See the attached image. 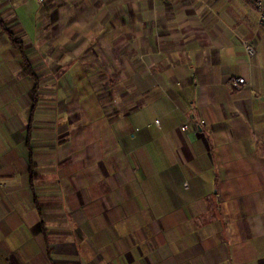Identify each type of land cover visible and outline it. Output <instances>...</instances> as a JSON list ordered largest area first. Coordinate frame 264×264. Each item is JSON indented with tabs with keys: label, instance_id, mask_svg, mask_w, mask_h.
<instances>
[{
	"label": "crops",
	"instance_id": "obj_1",
	"mask_svg": "<svg viewBox=\"0 0 264 264\" xmlns=\"http://www.w3.org/2000/svg\"><path fill=\"white\" fill-rule=\"evenodd\" d=\"M140 2L97 6L91 25L66 22L58 56L90 52L132 83L123 107L137 110L108 117L101 140L120 162L109 166L112 173L126 172L121 155L130 152L122 148L135 143L132 171L139 172L140 192L127 191V207L110 206L103 223L104 198L91 190L92 175L72 152L51 150L65 124H56V136L39 131L35 152L29 146L0 152V264H264V22L258 24L253 0H156L152 10ZM0 3L3 17L14 15L20 24L10 1ZM21 27L33 49L35 37ZM244 39L253 45L250 57ZM232 75L247 84L231 89L226 79ZM72 175L80 181L76 207L66 210L70 197L61 183ZM183 176L190 184H179ZM126 178L122 187L132 182ZM133 199L154 205L150 216L162 224L139 233ZM164 203L177 207L163 215ZM186 203L195 204L196 213L208 209L207 238L190 239ZM244 218L250 237L240 224ZM117 224L120 231H109Z\"/></svg>",
	"mask_w": 264,
	"mask_h": 264
},
{
	"label": "rangeland",
	"instance_id": "obj_2",
	"mask_svg": "<svg viewBox=\"0 0 264 264\" xmlns=\"http://www.w3.org/2000/svg\"><path fill=\"white\" fill-rule=\"evenodd\" d=\"M9 1L10 9L15 8L19 22L26 31V36L33 39L35 37L33 49L38 59L32 66L35 67L36 73L43 74V79L38 82L40 87L42 84L46 85L41 90L43 95L38 94L39 91L37 92L36 107L38 105L44 106L48 109L49 114H45L43 117L39 114L40 110L35 108L32 110L33 120H30L29 127L27 126L31 105L29 90L33 80L28 76L17 74L16 52L8 44L6 38L0 34V152L5 149L16 151V153L19 149L26 152L28 146L35 152L39 149V145L33 139L34 136L39 134V131L48 135L54 133L56 136V124L64 123L66 129L60 131V135L55 137V143L51 150L58 154L72 152L74 154L72 160H77L78 163L86 167L84 170L86 175H92L91 190L94 192L97 190L98 194L104 198H101L104 202L100 215L103 223L107 224L105 213L109 207L116 206L123 210L127 207L124 203L125 193L129 190L133 193H139L141 189L136 181L139 172L132 171L135 169V163L131 161V156L137 152V150L132 149L135 143L122 148L124 152H130L126 153V158L121 155V163L126 172L119 169L116 173H112L109 166H118L120 162L112 156L113 148L106 146V143L104 144L101 140L103 132L108 131L109 119L107 114L113 118L119 111L126 110L125 114H128L137 110H127L128 107H123V102L125 103L129 99L130 93L133 94V86L129 81H125L122 75H118V73L113 75L115 72L111 62L92 59L90 52L76 54L68 60L60 59L58 57L62 37L60 28L66 22L91 25V22L95 20L91 11L97 6L106 8L111 5L134 3V1L139 3L141 1L140 3L143 5L148 2L152 10L155 8L156 0L147 2L144 0ZM87 39L88 37H85L84 42ZM117 84H119L118 87ZM112 88L116 89L108 95L109 90L107 89ZM73 116L74 119H72ZM28 128L29 134L27 135L26 130ZM46 147L49 146L46 145ZM80 150L82 151L80 152ZM170 169L172 167L169 168V171H171ZM240 174L242 180L251 179L246 173ZM172 175L173 173H171ZM107 176L109 177L107 178ZM125 176L132 182H129L128 186L122 187V180L125 179ZM181 180L190 184V179L186 176L180 178L179 184ZM78 182L80 183L77 175H72L61 183L63 194H68L70 197L69 204L64 205L66 210L76 207L73 192L79 187ZM156 190L163 194L162 189ZM165 191L167 192V190ZM111 195L117 199H112ZM132 201L130 206L136 211L135 216L139 217H136L137 220L133 218L131 223L135 224V220L137 221L136 228H138L139 233L144 235L146 229L150 231V229H155L162 224L163 221L150 216V212L154 210V205L145 204L138 199ZM194 205L191 203L182 205L186 211L192 212L190 217L186 218L191 230L190 239L207 238L205 236L207 230H211L208 209L196 213L194 212ZM176 207V203L160 205L164 212L163 215L168 214L171 208ZM126 222L129 221L126 220ZM240 224L245 236L250 237L252 234L250 221L244 218L241 219ZM121 228L123 226L117 224L114 229H109V231L114 230L116 232V230L120 231ZM216 237L219 238L220 234L218 233ZM222 237L227 240L226 236L223 235Z\"/></svg>",
	"mask_w": 264,
	"mask_h": 264
},
{
	"label": "trees",
	"instance_id": "obj_3",
	"mask_svg": "<svg viewBox=\"0 0 264 264\" xmlns=\"http://www.w3.org/2000/svg\"><path fill=\"white\" fill-rule=\"evenodd\" d=\"M2 5L3 4L0 3V8ZM6 11L4 10V14ZM0 31L1 34L7 39L9 45L16 51L17 65H18L17 74H20L22 76H28L33 80V84L29 90L31 105L29 111L30 113L28 116V124H27L28 126L29 121L32 119V112H33L32 110L35 109L38 100L37 92L39 91L38 94L41 93V95H43L40 84L38 83L40 80L43 79L42 77L43 74L36 73L35 67L32 66V64H34V62L38 59V57L33 52L32 47L27 45V40L24 36L23 29L14 15L3 17L2 12H0ZM110 93H111L110 91L107 92L108 95ZM107 115L108 117H110L109 114ZM74 116L72 119H74ZM27 174L30 183L34 176L31 162H28ZM32 197L36 198L37 196L33 195ZM60 233L69 234V232L66 230L60 231Z\"/></svg>",
	"mask_w": 264,
	"mask_h": 264
},
{
	"label": "built area",
	"instance_id": "obj_4",
	"mask_svg": "<svg viewBox=\"0 0 264 264\" xmlns=\"http://www.w3.org/2000/svg\"><path fill=\"white\" fill-rule=\"evenodd\" d=\"M145 1H153V0H145ZM253 4L257 11V22L260 25L264 22V0H253ZM243 49L247 56H252L254 54V48L250 41V39H244L242 41ZM228 86L233 89H239L242 85H246L247 82L241 76H229L226 79ZM154 123L157 125V120H154ZM180 129L186 128V123H182L179 126Z\"/></svg>",
	"mask_w": 264,
	"mask_h": 264
}]
</instances>
